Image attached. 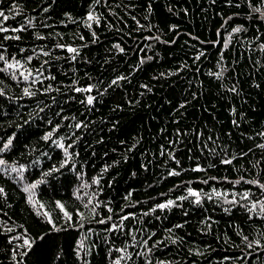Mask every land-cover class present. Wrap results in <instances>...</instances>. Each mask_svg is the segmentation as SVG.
Returning <instances> with one entry per match:
<instances>
[{
    "label": "trees",
    "instance_id": "trees-1",
    "mask_svg": "<svg viewBox=\"0 0 264 264\" xmlns=\"http://www.w3.org/2000/svg\"><path fill=\"white\" fill-rule=\"evenodd\" d=\"M0 11V264H264V0Z\"/></svg>",
    "mask_w": 264,
    "mask_h": 264
},
{
    "label": "snow or ice",
    "instance_id": "snow-or-ice-1",
    "mask_svg": "<svg viewBox=\"0 0 264 264\" xmlns=\"http://www.w3.org/2000/svg\"><path fill=\"white\" fill-rule=\"evenodd\" d=\"M258 10V9H257ZM0 18H3V19H7L8 17L5 15V13L3 12V11H0ZM90 20L91 19H93V17L91 16V14L89 15V17H88ZM3 30H5V29H3V28H0V31H3ZM240 29L239 28H237V29H234V31H239ZM69 51H71V52H75L76 51V49H72V48H69L68 49ZM121 51H122V49H121ZM2 59H4L2 56H0V60H2ZM9 67H12V65H9ZM124 77H120V79H123ZM112 83L113 84H115L116 83V81L114 80V81H112ZM76 91H87V92H91L92 91V87L91 86H89L88 88H86V89H79V88H77V89H75ZM93 100H94V97H92V96H88L87 97V103L89 104V105H91L92 103H93ZM77 127H79V125H77ZM50 136H51V134H49V136H46L45 137V139H49L50 138ZM11 143V141H9V144ZM61 147H63V145L61 144L60 145ZM5 147H7V145H5ZM260 147H264V145H260ZM225 163H230V161H224ZM4 163V161H2V160H0V164H3ZM172 174H176V173H172ZM256 183H258V182H256ZM259 187H261V188H264V185H258ZM32 187H35L34 185L32 186ZM26 191H27V189H26ZM3 192V189L2 188H0V193H2ZM192 195H197V193H191ZM245 198H247V197H245ZM173 202L172 201H169L168 202V204L170 205V204H172ZM61 206V208H63V205H60ZM167 205H159V207L160 208H164V207H166ZM255 207H256V205L255 204H253V209H255ZM262 210H264V209H262ZM65 216L70 220L71 219V216H70V214L69 213H67V212H65ZM124 219H127V217H124ZM49 222H51V221H49ZM246 239V238H245ZM146 243V242H145ZM24 245L25 246H29L30 247V242L27 240V239H25L24 240ZM25 255H26V253H25Z\"/></svg>",
    "mask_w": 264,
    "mask_h": 264
},
{
    "label": "bare ground",
    "instance_id": "bare-ground-1",
    "mask_svg": "<svg viewBox=\"0 0 264 264\" xmlns=\"http://www.w3.org/2000/svg\"><path fill=\"white\" fill-rule=\"evenodd\" d=\"M81 212V211H80Z\"/></svg>",
    "mask_w": 264,
    "mask_h": 264
}]
</instances>
